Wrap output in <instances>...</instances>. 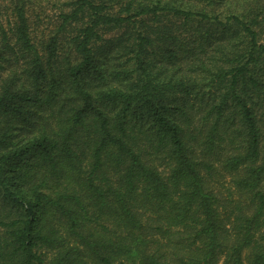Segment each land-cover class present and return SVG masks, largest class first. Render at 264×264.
<instances>
[{"label":"trees","instance_id":"obj_1","mask_svg":"<svg viewBox=\"0 0 264 264\" xmlns=\"http://www.w3.org/2000/svg\"><path fill=\"white\" fill-rule=\"evenodd\" d=\"M41 3L0 10V264H264V0Z\"/></svg>","mask_w":264,"mask_h":264},{"label":"rangeland","instance_id":"obj_2","mask_svg":"<svg viewBox=\"0 0 264 264\" xmlns=\"http://www.w3.org/2000/svg\"><path fill=\"white\" fill-rule=\"evenodd\" d=\"M51 2H53V4L56 2V0H50ZM41 5L38 4L37 8H43L45 9L48 14H52V12L54 11L53 9V4L48 3L46 1L41 0ZM12 4V0H0V10H1V14H5L8 11V7L11 6ZM0 14V23L3 25H6V19L5 16H1Z\"/></svg>","mask_w":264,"mask_h":264}]
</instances>
